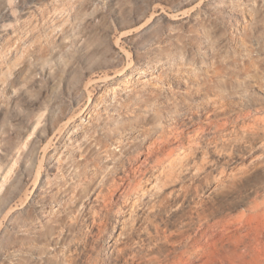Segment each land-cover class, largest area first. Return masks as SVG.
<instances>
[{
  "label": "rangeland",
  "instance_id": "1",
  "mask_svg": "<svg viewBox=\"0 0 264 264\" xmlns=\"http://www.w3.org/2000/svg\"><path fill=\"white\" fill-rule=\"evenodd\" d=\"M201 205L264 264V0H0V264H173Z\"/></svg>",
  "mask_w": 264,
  "mask_h": 264
},
{
  "label": "bare ground",
  "instance_id": "2",
  "mask_svg": "<svg viewBox=\"0 0 264 264\" xmlns=\"http://www.w3.org/2000/svg\"><path fill=\"white\" fill-rule=\"evenodd\" d=\"M206 206L201 205L195 210L198 219L195 230L185 234L182 239L176 240L183 243L184 248L179 251V255L177 254V259L172 261L173 264H192L197 256L200 260L199 256L201 255L209 258L214 249L224 251L225 258L229 260H237L242 257L239 252L241 250L240 245L248 237L253 238V242L247 246H252L253 259L256 264H259L257 244L263 230L260 220L261 214L257 210V206H254L250 213L237 212L235 216L224 211L216 212L212 206Z\"/></svg>",
  "mask_w": 264,
  "mask_h": 264
}]
</instances>
